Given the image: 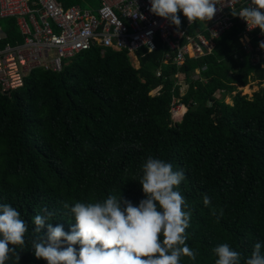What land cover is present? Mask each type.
I'll list each match as a JSON object with an SVG mask.
<instances>
[{"label":"trees","instance_id":"obj_1","mask_svg":"<svg viewBox=\"0 0 264 264\" xmlns=\"http://www.w3.org/2000/svg\"><path fill=\"white\" fill-rule=\"evenodd\" d=\"M57 1L97 6L100 0ZM239 31L228 30L210 54L186 57L180 66L160 43L138 50V69L125 51L82 50L60 71L35 68L11 96L0 93V205L16 208L28 224L25 246H17L19 264H46L32 248L40 236L34 217L45 210L54 213L53 227L69 232L75 202L122 193L138 206L146 198L139 182L149 156L185 176L176 190L191 213L186 243L198 255L180 264H215L213 249L223 243L246 264L264 242V88L251 98L238 92L231 103L223 97L238 86L248 94L251 74L263 80L264 70L236 58ZM178 73L187 84L183 95ZM173 103L186 108L177 122ZM6 264H15L14 257Z\"/></svg>","mask_w":264,"mask_h":264},{"label":"clouds","instance_id":"obj_2","mask_svg":"<svg viewBox=\"0 0 264 264\" xmlns=\"http://www.w3.org/2000/svg\"><path fill=\"white\" fill-rule=\"evenodd\" d=\"M219 0H150V11L168 20L177 28L178 13L189 22L210 21L218 10ZM243 19L249 30L259 28L264 34V0H250L249 6L233 11ZM264 50V41L259 43ZM140 179L145 199L138 206L120 195H109L103 201L75 202L70 212L75 223L69 232L62 225L49 222L53 212L34 217L32 241L34 255L46 264H180L182 257L196 259L198 253L187 241L191 213L182 194L176 189L185 179L183 171L172 164L149 156L142 165ZM204 204L210 197L204 196ZM69 209V204L63 205ZM213 211V215H215ZM222 214V213H221ZM46 228V235L41 232ZM27 222L10 204L0 205V264L10 258L20 262L17 246H25ZM77 245L79 246L77 248ZM264 242H257L246 264H264ZM218 257L215 264H240L241 254L228 243L213 249Z\"/></svg>","mask_w":264,"mask_h":264},{"label":"built area","instance_id":"obj_3","mask_svg":"<svg viewBox=\"0 0 264 264\" xmlns=\"http://www.w3.org/2000/svg\"><path fill=\"white\" fill-rule=\"evenodd\" d=\"M249 4L250 0H219L217 7L222 9L210 21L189 22L181 12L183 27L177 28L151 13L150 0H100L96 13L57 0H0V19H15L20 33V39H5L0 26V93L11 96L31 70L60 71L71 57L90 48L99 49L101 55L106 49L125 51L137 59L139 49L152 51L160 43L170 51L166 57L172 54V61L180 66L186 57L210 54L215 39L234 27L240 28L241 39L236 58L264 70V50L259 47L264 34L259 28L249 30L243 19L232 15ZM174 105L170 113L176 115Z\"/></svg>","mask_w":264,"mask_h":264},{"label":"rangeland","instance_id":"obj_4","mask_svg":"<svg viewBox=\"0 0 264 264\" xmlns=\"http://www.w3.org/2000/svg\"><path fill=\"white\" fill-rule=\"evenodd\" d=\"M83 8H87V9H90L92 12L96 13V8L97 6L95 5H88L86 4L85 6H82ZM7 24V21L6 20H3V19H0V25L3 27ZM203 22H200L198 24V27H200L199 30H201V26H203ZM194 29H197V28H194ZM253 75V74H251ZM178 85H180V93L183 94V92L186 90V84L185 83H178ZM249 87L246 89V92H248V94L245 93V91L243 89L240 88V86L237 87V90L234 91L233 94H228L226 93L225 96L223 97V101L225 103H231V97L232 95H235L237 94L238 92L242 93V95H247L249 98L253 97V94L257 91H259L260 89H263L264 88V81L262 83H260V81H257L255 79V75L254 77L250 78V82H249ZM219 95V94H218ZM214 95L216 98H220L221 96L219 95ZM179 104H175L173 109L175 110V112H177L179 110ZM186 112V111H185ZM171 114V119L175 122V121H180L181 120V117L177 116V115H174V113H170ZM184 115V114H183ZM182 115V117H183Z\"/></svg>","mask_w":264,"mask_h":264},{"label":"crops","instance_id":"obj_5","mask_svg":"<svg viewBox=\"0 0 264 264\" xmlns=\"http://www.w3.org/2000/svg\"><path fill=\"white\" fill-rule=\"evenodd\" d=\"M74 4H77V3H74ZM99 4H100V1H99ZM99 4L97 5V7L99 6ZM82 7V6H81ZM83 8V7H82ZM3 20H6L7 21V24L5 26H1V29L3 32H5L6 36H5V39H20V33H19V29H18V26L15 22V19H3ZM13 20V21H12ZM3 34V33H2ZM3 39V38H2ZM1 39V40H2ZM128 56V55H127ZM129 58V61L131 62V66L134 68V69H138L139 68V61H138V58L135 59L131 56H128ZM203 67V66H202ZM201 68V67H200ZM200 68H196V70H194L195 72L193 73V75H198L196 74V71L198 73L199 70H201ZM203 70V69H202ZM176 79H177V83H185V80L184 78L182 77V75L180 73H178L176 76ZM197 76H195V78H192L191 79H196ZM186 89H187V84H186ZM186 91V90H185ZM184 91V92H185Z\"/></svg>","mask_w":264,"mask_h":264},{"label":"bare ground","instance_id":"obj_6","mask_svg":"<svg viewBox=\"0 0 264 264\" xmlns=\"http://www.w3.org/2000/svg\"><path fill=\"white\" fill-rule=\"evenodd\" d=\"M249 87V86H248ZM248 93V92H247ZM186 111V108L184 106H180L179 110L175 113L177 116L181 117Z\"/></svg>","mask_w":264,"mask_h":264}]
</instances>
